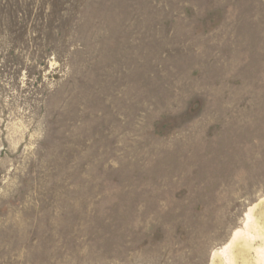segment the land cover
<instances>
[{
  "label": "rangeland",
  "instance_id": "rangeland-1",
  "mask_svg": "<svg viewBox=\"0 0 264 264\" xmlns=\"http://www.w3.org/2000/svg\"><path fill=\"white\" fill-rule=\"evenodd\" d=\"M263 200L264 0H0V264H224Z\"/></svg>",
  "mask_w": 264,
  "mask_h": 264
},
{
  "label": "bare ground",
  "instance_id": "bare-ground-1",
  "mask_svg": "<svg viewBox=\"0 0 264 264\" xmlns=\"http://www.w3.org/2000/svg\"><path fill=\"white\" fill-rule=\"evenodd\" d=\"M247 220L248 224L245 231L234 234V239L228 249L223 250L222 253L215 254L214 259L222 258L227 260L229 264H235L240 260L243 264H246L244 261L253 252L254 264H264V200L250 211L249 215H247ZM257 241L260 243L256 246ZM226 263L224 261V264Z\"/></svg>",
  "mask_w": 264,
  "mask_h": 264
}]
</instances>
